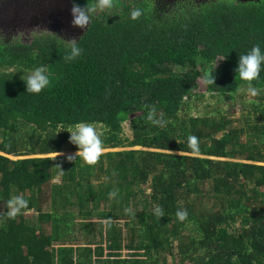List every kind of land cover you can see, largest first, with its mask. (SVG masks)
<instances>
[{
    "label": "trees",
    "instance_id": "trees-1",
    "mask_svg": "<svg viewBox=\"0 0 264 264\" xmlns=\"http://www.w3.org/2000/svg\"><path fill=\"white\" fill-rule=\"evenodd\" d=\"M113 4L75 60L57 33L0 37V264H264V72H236L264 48V0ZM40 67L49 86L26 92ZM82 122L107 150L94 165L68 159ZM17 195L29 205L9 218Z\"/></svg>",
    "mask_w": 264,
    "mask_h": 264
},
{
    "label": "clouds",
    "instance_id": "clouds-1",
    "mask_svg": "<svg viewBox=\"0 0 264 264\" xmlns=\"http://www.w3.org/2000/svg\"><path fill=\"white\" fill-rule=\"evenodd\" d=\"M69 1V6L72 9L73 15V25L85 30V27L92 22L96 12L98 10L108 9L114 6L113 0H95L94 4L88 3V5L82 8L77 4L76 0ZM142 15L141 10L135 9L131 11L130 18L132 20L138 19ZM87 28V27H86ZM51 33V32H38L37 35ZM55 33V32H54ZM75 34L74 32H70ZM52 34V33H51ZM21 36V35H20ZM20 36L9 39V41L19 40L23 43H31L32 39H23ZM60 36V35H59ZM80 36V35H79ZM6 39V38H5ZM77 39V38H76ZM23 40V41H22ZM27 41V42H25ZM71 51L70 55L66 58L68 60H75L80 57L83 50L78 47V43L71 41ZM237 75L243 81L252 82L260 78L262 72H264V48L260 44L252 46L244 54H240L238 67L236 69ZM24 79V78H23ZM26 83V92L32 94H39L45 90L49 84L50 80L45 68H36L32 73H30L27 79H24ZM209 84H215V78L208 81ZM255 92V89L252 90ZM157 110L155 107L148 109L147 119L151 121L154 125L163 126L166 122L162 119L156 118ZM71 135L69 137L70 142L78 147V151L74 155H69V160H76L77 158H82L89 165H94L103 155V145L104 141L100 134L97 132L95 127L89 123L82 122L74 127V130H68ZM189 147L193 150H199V145L195 137H189ZM110 195H114L111 193ZM29 205V201L23 196L17 195L7 203L8 216L9 218H15V216L21 212V210L26 209ZM126 213H130L131 209H125ZM154 214L161 218L165 215L162 208L157 207ZM177 219L183 222L187 218V212L180 210L176 213Z\"/></svg>",
    "mask_w": 264,
    "mask_h": 264
},
{
    "label": "flooded vegetation",
    "instance_id": "flooded-vegetation-1",
    "mask_svg": "<svg viewBox=\"0 0 264 264\" xmlns=\"http://www.w3.org/2000/svg\"><path fill=\"white\" fill-rule=\"evenodd\" d=\"M72 21L67 0H0V37L7 41L23 36L26 30L30 31V39L38 32L46 31L55 32L69 41L75 40L83 31Z\"/></svg>",
    "mask_w": 264,
    "mask_h": 264
},
{
    "label": "rangeland",
    "instance_id": "rangeland-1",
    "mask_svg": "<svg viewBox=\"0 0 264 264\" xmlns=\"http://www.w3.org/2000/svg\"><path fill=\"white\" fill-rule=\"evenodd\" d=\"M111 10V9H110ZM98 11H100V10H98ZM109 11V10H108ZM112 11V10H111ZM30 31H24L23 32V36H20L21 38H23V37H26L27 39H30V38H28V33H29ZM16 37H18V36H15V37H12V38H10V39H14V38H16ZM72 39H74V38H72ZM72 41V40H71ZM175 69H179L180 67L179 66H175L174 67ZM231 112H240V105H237L234 109H232V110H230ZM124 136H127V137H132V132H131V129H130V122L129 121H126V122H124ZM105 151H107V150H103V152H105ZM66 154H68V153H66Z\"/></svg>",
    "mask_w": 264,
    "mask_h": 264
},
{
    "label": "water",
    "instance_id": "water-1",
    "mask_svg": "<svg viewBox=\"0 0 264 264\" xmlns=\"http://www.w3.org/2000/svg\"><path fill=\"white\" fill-rule=\"evenodd\" d=\"M236 1H241V2H248V1H254V0H236ZM67 4H69V1L67 2ZM70 6H71V2H70ZM69 6V7H70ZM72 8V7H71ZM72 10V9H71Z\"/></svg>",
    "mask_w": 264,
    "mask_h": 264
}]
</instances>
